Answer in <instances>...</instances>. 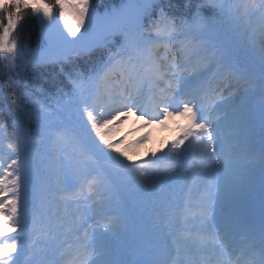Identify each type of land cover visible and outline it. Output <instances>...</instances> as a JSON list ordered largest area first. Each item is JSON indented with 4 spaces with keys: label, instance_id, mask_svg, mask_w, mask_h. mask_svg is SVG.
Instances as JSON below:
<instances>
[{
    "label": "snow or ice",
    "instance_id": "6c2138e0",
    "mask_svg": "<svg viewBox=\"0 0 264 264\" xmlns=\"http://www.w3.org/2000/svg\"><path fill=\"white\" fill-rule=\"evenodd\" d=\"M171 7L125 0L101 13L94 0H0L5 67L56 65L67 82L30 96L28 108L18 81L3 84L14 120L10 134L0 124L11 150L6 164L0 159V264H114L101 238L119 217L100 210L128 186L160 197L159 258L132 264H242L236 252L243 264H264V217L257 228L231 215L237 160L222 135L236 85L250 86L254 73L242 53L259 54L264 99V0H185L186 16ZM29 12L39 23L36 48L17 37ZM97 53L88 71L77 66ZM129 114L144 128L175 117L186 123L159 155L131 161L129 150L150 133L127 144L109 136ZM33 124L40 140L29 144ZM30 199L41 215L31 232ZM49 210L58 224L44 220ZM89 210L95 231L82 219ZM71 234L79 247L68 258L62 237Z\"/></svg>",
    "mask_w": 264,
    "mask_h": 264
},
{
    "label": "trees",
    "instance_id": "16d2710c",
    "mask_svg": "<svg viewBox=\"0 0 264 264\" xmlns=\"http://www.w3.org/2000/svg\"><path fill=\"white\" fill-rule=\"evenodd\" d=\"M98 1L99 0H96L95 2L97 3ZM105 1H107L108 3L112 2V0H105ZM114 1L116 3V2H120L121 0H114ZM165 2L167 3L168 0H166ZM171 3L173 5V7L168 9L170 13H172L175 16H186V10L187 9L185 8V0H171ZM195 3H196V0H193V6H195ZM38 30H39V23L29 12L26 15V18L24 19V21H22L20 28L17 30V37L19 39L23 40V42H25L27 44L35 45V43L38 42V40L40 38ZM244 56H246V54H244ZM58 70H59V68H57L55 71H58ZM47 73H50V72H47V71L44 72V70H43V72H40L39 76L42 78L49 76V74H47ZM55 73L58 74V72H55ZM19 74H20L19 72L17 74H12L6 68L0 69V113L3 110H8V108L9 109L11 108L9 103H8V96H9L10 89L3 88V84L5 82L13 81L15 78L19 79ZM28 75H29V73L27 72L25 77L27 78ZM28 81H29V83L31 82V80H28ZM55 81L56 80L45 82V81H42L41 79H39V80H37L36 83H38V85L44 89L43 90L44 92H53L55 90V87L57 84V82H55ZM51 82H52V86L47 88L48 85L51 84ZM22 84H23V80H22ZM18 90L19 89H17V91ZM6 105H8V108L4 109V107Z\"/></svg>",
    "mask_w": 264,
    "mask_h": 264
},
{
    "label": "rangeland",
    "instance_id": "374dc122",
    "mask_svg": "<svg viewBox=\"0 0 264 264\" xmlns=\"http://www.w3.org/2000/svg\"><path fill=\"white\" fill-rule=\"evenodd\" d=\"M96 0H94V3ZM101 3L97 4L96 11L98 12H104L106 10H109L113 5H115V1L112 0L111 3H108L105 0H101ZM125 2V0L123 1ZM122 2V3H123ZM131 2V0H130ZM121 3V4H122ZM120 4V5H121ZM99 5V6H98ZM254 21H256V18H253ZM236 110L232 109L230 112H228L227 116L224 118V121L227 119H233L235 117ZM142 121L137 119V116L135 115H128L127 119L123 122L122 125H118L116 129H113L112 132L109 133V136L113 140L120 139L123 137L125 139V143H130L131 141L137 139L140 135H143L144 133H150L149 139L146 143L134 146L132 149L129 150L128 158L131 161H140L144 160L149 157L150 153L155 152V148L159 147L160 150H162L166 146V141H158L156 134L159 132L156 125H149L147 128L141 127ZM138 128L139 131L133 132L132 130Z\"/></svg>",
    "mask_w": 264,
    "mask_h": 264
}]
</instances>
